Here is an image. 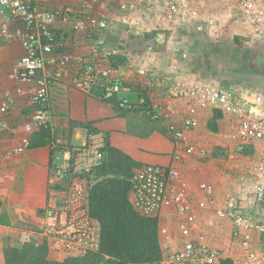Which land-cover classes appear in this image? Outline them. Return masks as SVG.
Here are the masks:
<instances>
[{
  "label": "crops",
  "instance_id": "obj_1",
  "mask_svg": "<svg viewBox=\"0 0 264 264\" xmlns=\"http://www.w3.org/2000/svg\"><path fill=\"white\" fill-rule=\"evenodd\" d=\"M35 1L49 9L67 3L65 0ZM188 1L198 9L197 17L168 21L160 10H156L143 18L141 23L145 31L138 33L123 21L113 0H98V7L108 14L111 21L107 31L108 43L117 47L120 53L115 60V68L126 82L123 94L130 99H136L139 93L147 94L163 116L158 122L151 121L139 111L121 109L117 98L108 102L96 92L86 93L73 85L74 71L81 66L83 59L94 60L101 65L109 64V60L95 52L90 37L92 30L78 14V2H68L74 9L72 19L54 22V27L63 35V46L46 56L48 68L53 71L59 69L60 54L69 52L72 56L64 72V83L58 84L54 90L50 129L45 136L37 133L32 136L33 147L15 153L12 148L23 135L22 124L31 112L27 95H16L9 112H0V242L12 243L19 240L23 229L39 228L46 207L61 206L65 202L69 195V180L56 176L53 164L65 163L70 148L93 139L116 148L141 166L153 164L175 168L178 176L172 184L185 189L194 200L203 196L199 189L201 182L212 183L216 190L214 199L205 208L197 210L195 231H204L211 246L224 248L232 231V222L217 217L214 208L224 206L228 196L236 192L241 193L242 204L251 207L246 191L249 177L245 175L241 160L232 165L229 161L210 157V153L202 156L198 149L206 147L211 152L223 147L222 133L231 128V119H217V131L210 129L208 124L214 113L183 98H175L169 81L177 80L184 84L208 81H196V73L190 70V42L194 40L199 44L206 37L213 40L222 35L223 24L234 26L236 16L233 12L238 0ZM194 25H197L196 29ZM17 26V22L7 19L4 8L0 6V103L7 89L13 90L20 84L11 80L9 73L14 62L24 54V49L19 38L7 41L4 33L6 27L13 30ZM183 27L193 31L187 35V40L179 36ZM200 51H191L198 61L201 59ZM176 55L182 61L178 59L176 62L173 58ZM188 114L198 117L199 126L188 133L186 142L179 145L169 135L167 124L170 121L180 125ZM14 127L16 134L12 133ZM178 153L181 154L180 160L176 159ZM86 190L90 192V188L86 187ZM260 211L257 210L255 217L264 220V216L259 215ZM158 219L160 241L170 234L179 247V217L170 203L162 208ZM210 219L215 220V225L208 224ZM225 250L234 252L231 248Z\"/></svg>",
  "mask_w": 264,
  "mask_h": 264
},
{
  "label": "built area",
  "instance_id": "obj_2",
  "mask_svg": "<svg viewBox=\"0 0 264 264\" xmlns=\"http://www.w3.org/2000/svg\"><path fill=\"white\" fill-rule=\"evenodd\" d=\"M62 7L49 9L35 0H0L7 19L18 23L13 30L4 29L5 39L19 38L24 54L14 62L9 78L19 82L13 90L7 89L0 103V112L7 114L15 102L16 95H27L31 112L22 124L23 135L12 148L22 153L31 148L32 136L51 126L54 90L64 83V72L71 61L69 52L59 55V69L50 70L47 54L63 46V35L54 27L57 19L70 21L74 9L65 0ZM79 4L82 19L92 30L91 39L95 52L109 60L119 55L117 47L108 43L107 31L110 18L98 7V0H75ZM121 12L123 21L136 32L145 31L141 23L147 15L160 10L168 21L187 20L198 16V9L188 0H113ZM202 2L203 0H196ZM241 16L247 26L264 47V0H238ZM152 47H150V51ZM152 52V51H151ZM73 85L86 93L100 92L105 100L118 99L121 108L139 111L153 121L163 119L159 107L145 93L136 99L123 94L125 81L118 75L115 66L101 65L94 60L83 59L74 71ZM175 98L193 102L202 109L219 113L231 119V128L222 133L225 148L230 156L254 150L255 162L252 175L255 184L246 186L251 207L242 204L240 192L228 196L224 206L214 208L219 218L232 222V231L224 248H215L208 242L204 231H195L198 225L197 210L203 209L215 196V186L201 182L199 189L203 196L194 200L183 188L172 184L177 178L175 168L146 164L137 169L131 177L130 201L142 215L158 217L162 208L170 203L179 217L178 227L181 242L176 247L170 234L161 241L164 253L161 264H219L230 259L235 264H264V220L255 217L257 210L264 212V88H248L236 83H216L212 80L184 84L169 81ZM199 126L195 114H188L181 124L168 121L167 130L172 139L182 145L188 133ZM16 127L12 133L16 134ZM104 142L91 139L87 143L68 150L65 163H54L53 172L69 180V195L61 206L46 207L39 228L23 229L18 236L22 244L46 245L48 258L63 261L71 257L96 252L101 244V225L90 213L87 175L92 174L104 158ZM198 152L208 156L210 151L200 147ZM181 159V154L176 155ZM86 174V182L84 178ZM208 224L215 225L210 219ZM231 248L227 252L225 249Z\"/></svg>",
  "mask_w": 264,
  "mask_h": 264
},
{
  "label": "trees",
  "instance_id": "obj_3",
  "mask_svg": "<svg viewBox=\"0 0 264 264\" xmlns=\"http://www.w3.org/2000/svg\"><path fill=\"white\" fill-rule=\"evenodd\" d=\"M96 93L101 95L100 92ZM114 100L115 98L105 101ZM220 118L221 114L214 113L208 124L209 128L217 131L216 121ZM49 129L44 128L37 135L45 136ZM33 145L34 140L31 147ZM103 152L104 162L100 173H115V176L104 178L90 188L89 192L90 213L101 225L100 249L84 256L54 261L48 258L46 245L35 248L33 244H24L22 258L14 263V257L9 253L13 250L11 242L6 241L7 264H161L163 251L159 237V219L140 214L129 198L133 169L141 164L109 145H105ZM1 205L0 200V207ZM219 264L234 262L223 259Z\"/></svg>",
  "mask_w": 264,
  "mask_h": 264
},
{
  "label": "rangeland",
  "instance_id": "obj_4",
  "mask_svg": "<svg viewBox=\"0 0 264 264\" xmlns=\"http://www.w3.org/2000/svg\"><path fill=\"white\" fill-rule=\"evenodd\" d=\"M233 14L236 16V24H234V26L230 23L227 25L223 24L222 35L213 40H210L208 37H206V39L203 38L199 44L194 40L190 42L191 51L201 49L199 52L201 59L199 61L193 58L190 50L188 51V58L192 59L190 70L196 73V81L212 80L222 84L236 83L248 88H264V47L259 38L254 35L249 26L241 19L238 6H235ZM191 26L193 27V25ZM194 26L196 29L197 25ZM181 30V35H179L181 39L185 38V40H187V35L193 33V31H190L187 27H183ZM135 42L137 43L136 40ZM133 45L134 43H132V46ZM179 52L182 53L183 51ZM117 56L110 57L109 64L115 66ZM173 58L176 62H178V59L182 61L178 55ZM125 87H127L126 82ZM209 156L229 161L232 165L238 160H241L243 162L241 166L244 168L245 175L249 177V185L253 186L255 184L256 180L252 175L255 162L254 150H248L244 153H237L234 156H230L229 152L220 146L212 150ZM103 162L104 158L101 164L94 169L92 174L87 175L90 188L100 183L104 178H112L115 176V173H107L106 175H103L102 172L100 173V167ZM234 167L236 166L234 165ZM84 178L86 182V174H84ZM259 215L264 216V212L262 211ZM0 243V264H7L6 243ZM22 245L24 244L19 240L10 244L13 250H10L9 253L14 257L12 260L14 263L22 258ZM34 247L38 248L39 246L34 245ZM34 251L39 254L41 253L36 250Z\"/></svg>",
  "mask_w": 264,
  "mask_h": 264
}]
</instances>
